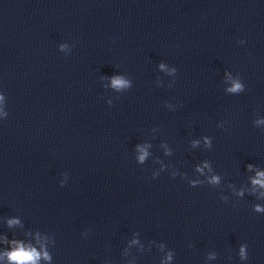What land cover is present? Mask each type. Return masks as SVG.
I'll return each instance as SVG.
<instances>
[{"label": "water", "instance_id": "95a60500", "mask_svg": "<svg viewBox=\"0 0 264 264\" xmlns=\"http://www.w3.org/2000/svg\"><path fill=\"white\" fill-rule=\"evenodd\" d=\"M258 172L264 0H0V264H264Z\"/></svg>", "mask_w": 264, "mask_h": 264}, {"label": "clouds", "instance_id": "9594fccd", "mask_svg": "<svg viewBox=\"0 0 264 264\" xmlns=\"http://www.w3.org/2000/svg\"><path fill=\"white\" fill-rule=\"evenodd\" d=\"M121 83H123V82L118 80V79L114 81V84H117V85H119ZM238 88H239V85L237 84V85L234 86L233 90L238 89ZM143 158L144 157L141 156V160H143ZM257 176L258 177H264V172H258ZM212 182L213 183L218 182V177H213L212 178ZM253 183L254 184H260L262 187H264V179H255V180H253ZM14 223H18V221H16V220H10L9 221V225H12ZM243 254H244V250L242 248L241 249V255L243 256ZM39 255L40 254L37 253L35 251V249H31L29 251H25V250H23V248H21V250H19V251H13L12 253H9L8 254V258L11 261H17V262L30 261V262H32V264H35V261L37 259H39ZM44 256H45V259L48 258L46 253L44 254Z\"/></svg>", "mask_w": 264, "mask_h": 264}]
</instances>
